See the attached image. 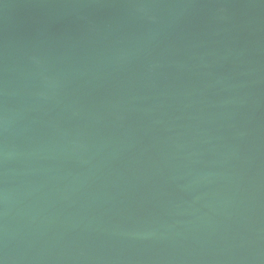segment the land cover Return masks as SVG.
<instances>
[{"label": "water", "instance_id": "obj_1", "mask_svg": "<svg viewBox=\"0 0 264 264\" xmlns=\"http://www.w3.org/2000/svg\"><path fill=\"white\" fill-rule=\"evenodd\" d=\"M0 264H264V0H0Z\"/></svg>", "mask_w": 264, "mask_h": 264}]
</instances>
